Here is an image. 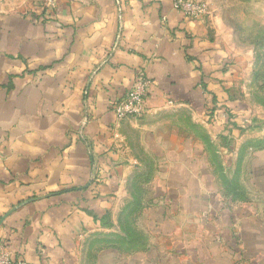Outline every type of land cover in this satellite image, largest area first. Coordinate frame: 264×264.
<instances>
[{"label":"crops","instance_id":"obj_1","mask_svg":"<svg viewBox=\"0 0 264 264\" xmlns=\"http://www.w3.org/2000/svg\"><path fill=\"white\" fill-rule=\"evenodd\" d=\"M174 1L63 0L49 14L41 0H1L0 245L12 264H85L88 239L106 231L141 166L128 125L162 158L164 197L157 192L155 201L198 198L194 215L209 219L214 235L226 233L212 242L216 264L231 260L224 244L236 254L232 264H264V148L246 145L264 138V126L253 125L251 81H242L249 63L212 33L209 19L186 18ZM140 74L151 83L143 119L117 120L113 109ZM180 111L212 140L228 139L230 156H241V190L221 187L197 133L160 120ZM209 179L217 184L211 195L203 191ZM148 231L146 251L109 248L96 264L179 256L175 245L163 253Z\"/></svg>","mask_w":264,"mask_h":264},{"label":"rangeland","instance_id":"obj_2","mask_svg":"<svg viewBox=\"0 0 264 264\" xmlns=\"http://www.w3.org/2000/svg\"><path fill=\"white\" fill-rule=\"evenodd\" d=\"M198 1L207 8V15L204 20L207 21L209 19L212 33L214 35L217 33L221 37L220 40L229 43L234 48L236 54L239 55L243 62L249 63V75L247 78H243L244 80L242 81H251V84H248L246 89L249 94L248 103L256 115L253 125L255 124V128H262L264 126L261 112L264 111V0ZM1 8L3 7L0 0ZM161 118L160 120H166L165 122L169 121L178 126L188 127L192 132L200 136L198 134L200 130L192 124L190 117L185 111H180L178 115L163 114ZM142 119L140 118L138 121L140 122ZM127 129L134 144L132 153L138 156L141 166L129 177L126 185L128 197L121 201L116 211L108 215L104 224L106 231L92 235L88 239L84 247L85 264H96L97 256L109 248L118 253L144 250L148 246V239H151L149 238V225L155 231L153 243L156 245L161 244L163 253H166L172 248V245H175L181 257L176 256L175 260L177 263L175 260L170 261V257L167 256L157 260L153 259L157 255L153 252L146 264H156L155 261H162V264H194L192 261L196 262L197 260L194 259L193 253L197 248L200 251L202 250L201 252L198 251L199 264L205 261V264H216L217 260L213 259L211 255L214 253L213 250L219 247L218 245H212V242L214 237L224 238L225 242L226 233L219 231L218 236L214 235L209 219L204 221L200 214L198 216L194 215V210L198 209L196 205L199 206L198 201L200 199L198 198L171 197L174 199L167 198L155 201L157 192L160 193L165 188V185L157 182L158 173L161 172L163 167L160 166L162 158L158 154H151L144 150L141 144L143 135L136 132L135 128H131V125H128ZM217 138L213 139V142L219 153L212 156L207 152V149L205 150V159H208L207 163L215 171L221 187L224 186L238 192L241 190L237 182V178L242 171L241 156L235 159L233 154L231 157L230 154L232 152L226 149L227 145H230L228 139H224L222 136ZM257 139L261 138L249 139L246 145L249 143L256 146ZM242 143L240 142L241 147H244L245 144L243 143V145ZM227 168H232V172L227 173ZM215 173L213 172V174ZM223 174L229 180H234L236 188L228 186ZM214 184L212 179H209L207 183H203L204 194L211 195L212 191L216 190ZM161 193L164 197V192ZM208 199L209 202H207ZM208 199L205 196L202 198L204 207L211 205V199ZM178 207L184 208L181 214L180 210L178 211ZM166 217H169V219H166ZM230 246L235 247L232 242H230ZM236 248L240 250L241 246ZM186 249L188 254L185 251ZM221 254L231 259L227 264L236 262L234 258L236 254H233L229 245H222ZM107 261V264L116 263L110 258Z\"/></svg>","mask_w":264,"mask_h":264},{"label":"built area","instance_id":"obj_3","mask_svg":"<svg viewBox=\"0 0 264 264\" xmlns=\"http://www.w3.org/2000/svg\"><path fill=\"white\" fill-rule=\"evenodd\" d=\"M63 0H41L46 13H53ZM174 9L189 19H204L207 8L198 0H175ZM150 81L144 75H138L129 92L115 105L113 113L117 120L139 118L146 111V99ZM0 264H12L11 254L0 245Z\"/></svg>","mask_w":264,"mask_h":264},{"label":"trees","instance_id":"obj_4","mask_svg":"<svg viewBox=\"0 0 264 264\" xmlns=\"http://www.w3.org/2000/svg\"><path fill=\"white\" fill-rule=\"evenodd\" d=\"M195 126H196V128L198 130H200V133H198V134L200 135L199 137L202 139V142H203L204 146L206 147L205 150L208 149L207 152L210 153L212 156L215 155V154H218L219 152L216 150L215 144H214L213 140L211 139V136L201 126H199V125H195ZM256 143H257L256 146L250 145L249 143L247 144V146L253 147V148H256V149H258V148H262L263 149L264 148V138L257 139ZM223 178H224L225 182L228 184L229 187H231V188L235 187L236 188L234 180H229L226 175L224 176V174H223ZM146 249L147 248H144V250H132V251H129V252H134V251L135 252H144V251H146ZM129 252H126V253H129Z\"/></svg>","mask_w":264,"mask_h":264}]
</instances>
